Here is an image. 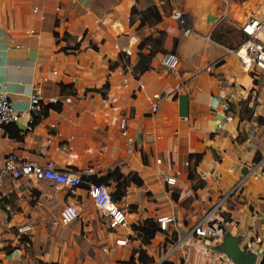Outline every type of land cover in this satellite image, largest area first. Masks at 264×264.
<instances>
[{
	"label": "crops",
	"instance_id": "obj_1",
	"mask_svg": "<svg viewBox=\"0 0 264 264\" xmlns=\"http://www.w3.org/2000/svg\"><path fill=\"white\" fill-rule=\"evenodd\" d=\"M152 6L159 22L142 18ZM251 15L264 16V0H0V85L21 113L7 127L0 156L51 160L79 173L91 168L92 182L116 169L126 192L112 200L127 219V227L111 228L85 184L72 197L44 179L5 180L0 262L157 264L180 239L166 262L238 264L233 255L241 250L247 262L264 264V77L252 78L231 52L241 35L227 41ZM166 53L177 59L175 70L163 67ZM38 82L46 101L60 102L49 103L27 131ZM153 93L159 96L150 111ZM116 184H105L111 195ZM228 193L208 217L218 235L196 236L192 227ZM69 203L78 219L50 228ZM163 215L175 221L149 241L134 228L146 219L159 227ZM23 226L31 229L19 234Z\"/></svg>",
	"mask_w": 264,
	"mask_h": 264
},
{
	"label": "built area",
	"instance_id": "obj_2",
	"mask_svg": "<svg viewBox=\"0 0 264 264\" xmlns=\"http://www.w3.org/2000/svg\"><path fill=\"white\" fill-rule=\"evenodd\" d=\"M173 17L179 22L183 23L182 14L179 11H174ZM104 21V18L100 17L96 20L97 23ZM240 31L244 36L241 44L232 49L241 65L244 69L248 68V71L254 72L255 75H263L264 77V16H248L242 19L240 25ZM187 31H185L186 33ZM244 51L241 52V48ZM163 67L168 70H175L177 68V59L172 54H164L161 58ZM54 75L56 71L52 72ZM48 80L47 77L42 78V82ZM42 82H38L34 85L32 92L29 97V108H28V123L26 130L31 131L38 119L43 117L47 105L49 103H59L60 99L57 97H51L46 101L43 95ZM143 84H139L141 89ZM150 99V111H155L156 102L153 99L158 98V93L147 95ZM64 101L71 102L70 97L64 98ZM21 116L20 111L16 110L9 99L8 91L4 85H0V144L2 138L7 132V127L16 122ZM119 129L122 135L128 139L127 150L131 151L133 148L134 140L127 135V123L125 118L119 120ZM93 170L91 168L84 169L81 173L73 172L69 170H61L55 168L53 161L48 160L44 163H38L30 159H20L13 152L7 153L0 156V207L2 199L6 196V190L2 188V183L5 180L11 182L17 181L22 178L30 179H44L52 185L63 188L66 190L69 196H77V191L84 186L86 187L88 196L91 198L94 206L101 211L105 216L109 217V226L113 229L118 227H127V219L124 209L117 206L112 200L111 194L108 187L105 184H94L84 180L83 177H89ZM164 180L171 184L174 183L175 178L165 177ZM237 188V187H236ZM235 187L231 189L230 193L235 191ZM224 195L220 201L210 211H208L202 218H200L195 225L192 227V232L202 238L205 236L216 237L217 229L208 222V217L221 203L224 201L229 194ZM79 213L75 204H65L60 212L58 220H52L50 222V228H55L58 225H69L78 219ZM159 228L165 230L167 226L175 221L174 215H163L157 219ZM31 227L23 226L18 228L19 234H24L29 231ZM126 239H116V245H123L126 243ZM256 243L260 242V238H256ZM181 240L179 239L170 249H168L161 260L157 264H161L172 254V252L179 246ZM104 252L107 248L102 249Z\"/></svg>",
	"mask_w": 264,
	"mask_h": 264
},
{
	"label": "trees",
	"instance_id": "obj_3",
	"mask_svg": "<svg viewBox=\"0 0 264 264\" xmlns=\"http://www.w3.org/2000/svg\"><path fill=\"white\" fill-rule=\"evenodd\" d=\"M149 17H152L155 22H159L161 20V16H160V14H159V12L155 6H152V7L148 8L146 11L142 12L143 20H148ZM243 38H244V36L242 35V40H243ZM140 56L142 58H144V55L141 54ZM49 106H52V105H48L47 107H49ZM53 106H55V104ZM258 158H259L258 156L255 157V159H258ZM83 178L85 181H87L89 183L94 182V184H102V183L106 184L109 179L115 178L117 180V184H116V190L111 195L112 199L117 201V200H120L125 195L126 183L120 181V176H119L116 169L108 172V174L105 175L104 177L92 179L93 182L91 181L90 177H87V178L83 177ZM134 228L139 230L143 234L145 241H149L154 236L155 232L159 231V227L151 219L144 220V222L142 224L134 226ZM142 255H143V253L140 252V257H142ZM161 264H171V263L164 261Z\"/></svg>",
	"mask_w": 264,
	"mask_h": 264
},
{
	"label": "rangeland",
	"instance_id": "obj_4",
	"mask_svg": "<svg viewBox=\"0 0 264 264\" xmlns=\"http://www.w3.org/2000/svg\"><path fill=\"white\" fill-rule=\"evenodd\" d=\"M240 35H241V42H242V34H240V33L239 34H237V33H234L233 34L231 31H228L227 32V41L228 42L230 41L231 44H232L233 41H235V43H236L237 42V38L240 37ZM249 73L252 76V78H254V76H256L254 72H249ZM12 248H13L12 246H10L9 244H7L3 250L5 251V253H11ZM2 263L0 262V264H2Z\"/></svg>",
	"mask_w": 264,
	"mask_h": 264
},
{
	"label": "water",
	"instance_id": "obj_5",
	"mask_svg": "<svg viewBox=\"0 0 264 264\" xmlns=\"http://www.w3.org/2000/svg\"><path fill=\"white\" fill-rule=\"evenodd\" d=\"M244 255L245 253L243 251H239L237 250L235 255H233V260L238 263V264H252L250 261L247 262L246 260H244ZM252 256H250V260L252 261Z\"/></svg>",
	"mask_w": 264,
	"mask_h": 264
},
{
	"label": "bare ground",
	"instance_id": "obj_6",
	"mask_svg": "<svg viewBox=\"0 0 264 264\" xmlns=\"http://www.w3.org/2000/svg\"><path fill=\"white\" fill-rule=\"evenodd\" d=\"M240 51L243 52V51H244V48L242 47ZM248 68H249V67H248Z\"/></svg>",
	"mask_w": 264,
	"mask_h": 264
}]
</instances>
